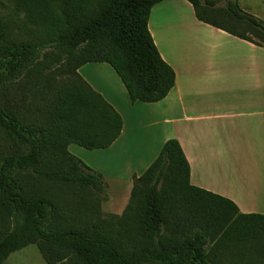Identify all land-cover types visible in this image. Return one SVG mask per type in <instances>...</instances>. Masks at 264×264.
Wrapping results in <instances>:
<instances>
[{"label": "trees", "instance_id": "trees-1", "mask_svg": "<svg viewBox=\"0 0 264 264\" xmlns=\"http://www.w3.org/2000/svg\"><path fill=\"white\" fill-rule=\"evenodd\" d=\"M161 1L17 0L51 32L49 42L14 40L0 22V264L30 245L47 264L264 259V215L243 214L232 200L192 185L177 139L134 177L122 215L102 212L105 176L69 151L71 144L107 149L124 127L122 115L79 74L83 65L109 63L133 103L162 101L175 87L176 72L149 29ZM188 1L200 21L264 46V21L239 0ZM42 66L48 72H39L35 98L25 101L17 87Z\"/></svg>", "mask_w": 264, "mask_h": 264}, {"label": "crops", "instance_id": "crops-1", "mask_svg": "<svg viewBox=\"0 0 264 264\" xmlns=\"http://www.w3.org/2000/svg\"><path fill=\"white\" fill-rule=\"evenodd\" d=\"M149 29L176 72V85L162 101L133 103L109 63L78 70L124 120L118 140L97 150L128 156L136 166L125 175L101 168L108 212L123 214L134 177L177 139L191 165L192 185L232 200L243 214L264 215V46L200 21L188 0L156 4ZM103 70L117 86L98 83Z\"/></svg>", "mask_w": 264, "mask_h": 264}, {"label": "rangeland", "instance_id": "rangeland-1", "mask_svg": "<svg viewBox=\"0 0 264 264\" xmlns=\"http://www.w3.org/2000/svg\"><path fill=\"white\" fill-rule=\"evenodd\" d=\"M219 5H224L226 0H218ZM241 7L264 21V0H239ZM0 22L4 26L8 36L18 41H33V42H49L51 34L43 26L33 22L30 18V14L27 9L21 6L17 0H0ZM252 39L261 42L262 39L248 34ZM53 49H49L51 51ZM42 67L36 68L32 74L22 81L21 87H17V94H22L25 101H33L35 96V82L36 76L39 72L46 73L47 70H43ZM43 70V71H42ZM117 77V76H116ZM102 79V80H101ZM110 84L117 86L116 80L112 78V74H108L103 70V77L98 79V83L105 85L107 81ZM130 99V96H128ZM127 114V113H126ZM4 139L0 136V157L5 154L3 147ZM70 151L72 154L81 159L85 164L97 172H102L101 168H108L110 172L126 174L131 169H136L133 162L129 161L128 156H118L115 153L102 152L98 150H88L78 145H71ZM115 162V163H114ZM77 192L87 194L89 191ZM72 193V191L70 192ZM108 193V191H107ZM102 197L104 195H101ZM108 201V200H107ZM102 203V212L105 215L111 214L108 212L105 206L106 202ZM5 227L4 223L0 221V231ZM236 259H229V264H235ZM260 264H264V259L259 261ZM5 264H47L44 260L37 245H30L23 250L13 253ZM236 264H244V259L239 260Z\"/></svg>", "mask_w": 264, "mask_h": 264}]
</instances>
